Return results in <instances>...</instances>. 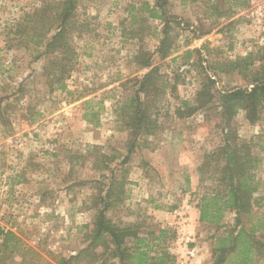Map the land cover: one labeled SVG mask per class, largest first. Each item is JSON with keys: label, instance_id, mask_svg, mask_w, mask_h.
<instances>
[{"label": "rangeland", "instance_id": "374dc122", "mask_svg": "<svg viewBox=\"0 0 264 264\" xmlns=\"http://www.w3.org/2000/svg\"><path fill=\"white\" fill-rule=\"evenodd\" d=\"M59 1L0 0V226L19 238L0 250V264L2 257L3 264H36L35 251L40 264L77 255L113 173L125 199L108 217L146 237L142 245L152 254L169 251L170 264H213L215 237L235 228V214L227 210L210 223L200 208L202 196L223 185L221 148L229 134L235 142L252 140L262 159L254 208L264 212V119L252 123L240 110L229 121L219 105V93L249 85L239 69L226 71L220 62L253 54L261 63L264 0H76L69 33L75 52L68 57L74 66L66 86L53 90L44 56L36 58L35 45L28 49L17 32L25 29L20 21ZM155 8L163 18L151 16ZM165 20L172 55L161 57ZM149 55L168 84L152 115L156 127L137 136L122 107L152 67L140 66ZM183 100L205 105L180 116ZM134 141L142 145L123 163ZM255 236L263 252H253L252 264H264V232ZM26 247L33 249L27 255ZM90 252L72 264H84Z\"/></svg>", "mask_w": 264, "mask_h": 264}, {"label": "trees", "instance_id": "16d2710c", "mask_svg": "<svg viewBox=\"0 0 264 264\" xmlns=\"http://www.w3.org/2000/svg\"><path fill=\"white\" fill-rule=\"evenodd\" d=\"M158 1L156 5L159 6ZM76 0H61L58 5L41 7L37 10L34 18L30 15L28 18L20 21L18 24L25 29H19L17 34L20 38L28 40V49H31L30 42L35 46L32 48L38 51L36 58H45L44 70H50V85L52 89L64 88L66 86L64 75L73 68L74 48L69 41L70 27H72L73 9ZM151 16L163 18V13L159 14L155 8ZM53 34L48 37V33ZM27 32V33H26ZM163 37L160 40L158 53L161 57L172 55L173 37L169 33V25L164 22ZM190 52V51H189ZM152 56H144L140 60L141 67L152 66ZM226 71L239 69L248 86H239L224 90L219 93V105L221 115L230 121L232 117L243 110L246 112V118L254 123L264 119V55L261 56V63L257 65L253 59V54L244 57H238L227 62H220ZM159 74L158 66H152L149 71L138 78V85L133 96L127 98L123 103L122 114L127 117L126 125L135 135H141L151 132L155 127L152 119L154 110L158 106V96L165 92L167 79H162ZM212 82H214L212 80ZM56 84V85H55ZM214 98L213 93H199ZM201 96V95H200ZM205 105L204 103H202ZM199 105V106H203ZM190 107V114L200 107L191 105L188 100H183V105L178 109V114L183 116V109ZM235 137V136H234ZM137 138H135L136 141ZM128 150V155L122 160L123 163L130 159V154L142 142H135ZM221 151L225 154V164L223 165L221 182L222 187L210 195L202 196L200 208V219L210 223H220L223 220L224 212L227 210L235 214L236 226L226 235L217 236L214 246L215 258L213 264H252V255L256 250L263 252L262 242L256 239V234L264 232V212L255 210V205L259 200L255 193L259 187V181L256 180L255 170L261 165L262 159L252 152V140H243L235 142L231 135L225 141ZM104 168H108L105 165ZM122 171V169H121ZM113 181L108 185L104 195H102L100 208L94 221V228L88 235L89 243L82 248L77 255L69 258H62L61 264H72L73 259H78L81 255L90 252L89 257L84 264H170L173 260L170 252L162 248H150L143 242L146 237L138 235L137 231H128V227H121L115 223L111 217L107 216V211L120 204L125 199V190L123 182H118L113 173ZM102 194V193H101ZM99 206L97 201L96 203ZM163 229L158 238L166 234ZM4 239L0 242V250L8 246L12 240H19L17 235L10 230L5 231L0 226V236ZM128 236H134V243L130 244ZM159 245V244H157ZM100 246V251L92 250ZM33 249L26 247L24 254H29ZM35 256L31 257L40 264L38 258L41 254L35 251ZM2 263L6 259L2 257Z\"/></svg>", "mask_w": 264, "mask_h": 264}]
</instances>
